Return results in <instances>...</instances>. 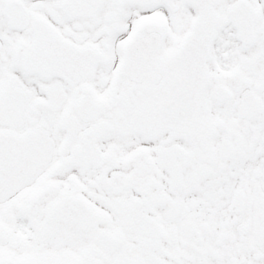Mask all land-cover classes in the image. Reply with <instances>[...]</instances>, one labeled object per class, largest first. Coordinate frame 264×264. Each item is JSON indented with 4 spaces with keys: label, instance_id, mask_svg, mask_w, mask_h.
Instances as JSON below:
<instances>
[{
    "label": "snow or ice",
    "instance_id": "1",
    "mask_svg": "<svg viewBox=\"0 0 264 264\" xmlns=\"http://www.w3.org/2000/svg\"><path fill=\"white\" fill-rule=\"evenodd\" d=\"M0 264H264V0H0Z\"/></svg>",
    "mask_w": 264,
    "mask_h": 264
}]
</instances>
